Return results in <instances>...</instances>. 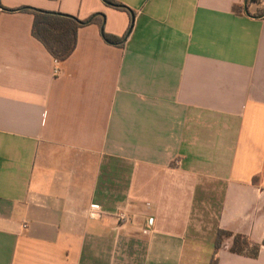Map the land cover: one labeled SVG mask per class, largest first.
Masks as SVG:
<instances>
[{
	"label": "crops",
	"instance_id": "0c3cea01",
	"mask_svg": "<svg viewBox=\"0 0 264 264\" xmlns=\"http://www.w3.org/2000/svg\"><path fill=\"white\" fill-rule=\"evenodd\" d=\"M119 1L114 43L132 18L105 0H0V264H212L220 228L264 240V7ZM21 6L104 21L60 61ZM231 242L218 264H264Z\"/></svg>",
	"mask_w": 264,
	"mask_h": 264
},
{
	"label": "trees",
	"instance_id": "16d2710c",
	"mask_svg": "<svg viewBox=\"0 0 264 264\" xmlns=\"http://www.w3.org/2000/svg\"><path fill=\"white\" fill-rule=\"evenodd\" d=\"M108 4L117 9L126 10L131 14V24L129 30L123 36L114 35L103 31L104 38L110 42L120 43L129 33L133 26L136 11L127 4L119 0H107ZM11 10H20L30 12L34 15V22L32 27V34L38 38L52 55L60 60H66L76 49L78 43L79 29L88 23L103 24L104 14L88 19H81L76 15L69 14L62 11L47 10L43 8L21 6ZM232 238L230 251L233 253L258 257L260 249L264 245L250 240V238L241 233H234L227 229H218L215 237V253L212 259V264H218L219 259L217 253L224 244L226 238Z\"/></svg>",
	"mask_w": 264,
	"mask_h": 264
},
{
	"label": "built area",
	"instance_id": "2783aa9c",
	"mask_svg": "<svg viewBox=\"0 0 264 264\" xmlns=\"http://www.w3.org/2000/svg\"><path fill=\"white\" fill-rule=\"evenodd\" d=\"M250 3H254L256 4L257 6H261V7H264V0H249ZM56 72H59V68H56ZM92 215H96V216H99L100 213H101V206L99 204H93L92 205ZM120 217L122 219H126L127 216L125 215L124 212H121L120 213Z\"/></svg>",
	"mask_w": 264,
	"mask_h": 264
},
{
	"label": "water",
	"instance_id": "95a60500",
	"mask_svg": "<svg viewBox=\"0 0 264 264\" xmlns=\"http://www.w3.org/2000/svg\"><path fill=\"white\" fill-rule=\"evenodd\" d=\"M105 2L110 3V2H108L107 0H105Z\"/></svg>",
	"mask_w": 264,
	"mask_h": 264
}]
</instances>
